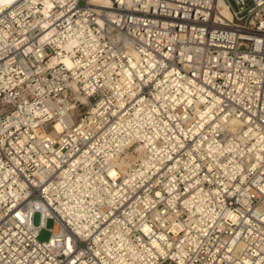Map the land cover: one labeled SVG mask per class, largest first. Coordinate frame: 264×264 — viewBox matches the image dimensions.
<instances>
[{"label": "built area", "instance_id": "built-area-1", "mask_svg": "<svg viewBox=\"0 0 264 264\" xmlns=\"http://www.w3.org/2000/svg\"><path fill=\"white\" fill-rule=\"evenodd\" d=\"M149 108L171 128L121 151ZM0 264H264V0L0 8Z\"/></svg>", "mask_w": 264, "mask_h": 264}, {"label": "bare ground", "instance_id": "bare-ground-1", "mask_svg": "<svg viewBox=\"0 0 264 264\" xmlns=\"http://www.w3.org/2000/svg\"><path fill=\"white\" fill-rule=\"evenodd\" d=\"M15 0H2L0 2V8H3L9 4H11L12 2H14ZM64 64L68 63V58L65 57ZM70 66V64H68ZM75 88V86H74ZM79 97V99L81 101H84V98L81 96H77ZM179 99H182V97L177 98L176 102L179 101ZM192 100H189V102H191ZM204 100L200 99L199 101L195 102V107H196V111H195V115L198 116V125L199 126H195V130L193 131V129L191 130V132L193 131V133H199L200 130L203 128V124L205 122L210 121L211 117L213 116L212 113V108L210 106H206L205 111H202L199 108L200 103H203ZM140 110H137L134 112V118L131 120H127L126 118L122 119L121 122L118 124L119 128H120V132L122 133L123 138L119 141V144L121 146L120 150L124 151L125 148L129 147L130 145H132L134 142H138V140H145V146H148L149 144H153L155 139L157 137H163L165 134V131L167 130V128H171L170 126L168 127H164V126H160L159 124H155L153 119H152V113H151V109L149 108V110L146 112V114L148 116H139L138 112ZM157 111V110H155ZM194 119L196 120L197 118L194 117ZM227 120L224 116L221 115V117H218V121L216 122V126L214 125L212 127V134L211 136H214V134L216 132H218V127L224 128L226 126ZM150 133H148L147 131H150ZM185 133V132H184ZM213 139V137H212ZM144 145L142 144H138V146L136 147V150L138 152H145L146 148ZM216 149L215 146H211V150ZM140 157V156H139ZM129 160H133V158H129ZM129 161L125 160L124 158H122V171L123 173L127 172V168L129 167ZM239 165V167L241 166V163H237ZM144 170L146 172H148L149 170V165L146 163V167H144ZM137 177H141L142 175H144V171H140L135 173L133 176ZM198 181V180H197ZM132 181L129 180L128 181V185H131ZM223 184L225 186H216L213 189H208V188H204V186H195V189L192 191H189L188 189V194L184 197V199H186V203L188 204V208H191V211H193L192 207H195L196 211H199L201 209V206L199 205L200 202H203L204 200H208V199H212V198H216V193H220L221 190H225L226 186L229 184H226L225 182H223ZM193 187V186H191ZM221 187V188H220ZM168 192L171 193V196L169 197L170 200H173L178 198V196L176 194L172 193V188L168 187ZM191 203V204H190Z\"/></svg>", "mask_w": 264, "mask_h": 264}, {"label": "rangeland", "instance_id": "rangeland-1", "mask_svg": "<svg viewBox=\"0 0 264 264\" xmlns=\"http://www.w3.org/2000/svg\"><path fill=\"white\" fill-rule=\"evenodd\" d=\"M40 222V216L39 214H35L33 216V223L35 225H38ZM54 225V222L51 219H48L45 223V229H42L38 235L39 241H47L50 237L51 232L49 231L50 228H52Z\"/></svg>", "mask_w": 264, "mask_h": 264}, {"label": "water", "instance_id": "water-1", "mask_svg": "<svg viewBox=\"0 0 264 264\" xmlns=\"http://www.w3.org/2000/svg\"><path fill=\"white\" fill-rule=\"evenodd\" d=\"M2 0H0V2H1Z\"/></svg>", "mask_w": 264, "mask_h": 264}]
</instances>
